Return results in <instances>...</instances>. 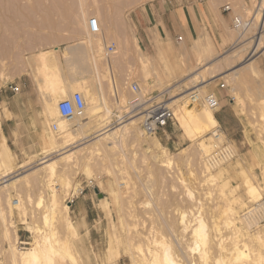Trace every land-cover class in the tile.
Returning <instances> with one entry per match:
<instances>
[{
    "label": "rangeland",
    "instance_id": "1",
    "mask_svg": "<svg viewBox=\"0 0 264 264\" xmlns=\"http://www.w3.org/2000/svg\"><path fill=\"white\" fill-rule=\"evenodd\" d=\"M258 1L238 4L236 0H0V92H8L7 84L18 85L22 80L34 85L35 66L31 65V74L26 59L34 56L38 45L57 46L84 37L96 49L94 63L100 82L94 79L89 84L102 96L99 117L110 112V128L118 126L119 117L126 120L131 115L125 108L134 98L131 83L139 86L144 100L149 98L153 103L166 105L169 98L194 91L200 80L191 78L200 74L206 81L205 94H215L219 99L218 108L212 110L216 121L218 114L228 120V131L218 123L219 134L222 132L225 137L221 143L229 144L233 151V158L215 159L211 164L215 163L216 168L209 164L211 168L206 170L203 156L189 140L192 125H183L176 116L153 136L141 131L140 119L136 123L137 139L124 134L115 145H111L113 141H104L108 137L88 125L78 132L70 147L62 150L56 143L63 133L58 117H53L49 126H38L31 120L27 130L36 135L37 141L27 153L22 149L19 154L17 142L11 145L1 131V120L11 121L2 104L0 142L5 141L3 135L13 159L8 169L0 171V183H14L0 188V264H16L13 261L18 250L33 248L44 236L55 239L57 252L37 264H153L151 254L160 255L165 247L177 264H202L197 252H189L195 241L192 232L199 221L205 225V246L210 252L207 264H214L219 250L223 251L221 257L223 253L226 257L224 261L243 264L230 260L237 243V248L242 247L246 254L240 259L242 262L255 256V264H264V26L259 32V15L254 17ZM227 4L232 11L224 13L222 8ZM182 6L193 19L196 32L188 38L177 32L172 41L163 44L158 23L151 20V25L146 24L148 10L161 14ZM235 16L244 22L253 20L257 27L252 26L244 34L235 30ZM92 17L99 23V32L91 33L88 26L80 32L83 21ZM142 28L152 30L154 47H146ZM256 34L261 35L262 41L259 39L251 58L253 70H238L248 59ZM244 41L239 47L240 55L232 57L230 50ZM110 44L115 45V52L107 58L104 51ZM239 64L236 70L232 69ZM48 69L59 71L55 64ZM27 71L31 76L25 74ZM34 74L42 79L38 72ZM220 83H224V89L219 88ZM75 92L81 93L79 87ZM11 95L9 91L8 97ZM204 98L198 107H205ZM56 123L58 133H53L51 125ZM13 136L19 137L17 133ZM153 137L161 144L163 155L158 151L159 155L154 157L155 150L143 143H150ZM205 143L214 144L211 139ZM74 149L78 150L70 158L64 156L67 150ZM216 150L212 148L211 153ZM46 155V160H56L54 186L61 180L70 186H66L55 204L49 200V175L41 164ZM2 173L8 175L2 178ZM244 178L257 186L261 200L250 201L243 191ZM79 188L84 190L83 195L69 205L70 196L77 195ZM18 197L24 204L21 212L10 205ZM64 202L69 206L66 214L62 211ZM256 205L259 210L245 214ZM59 218L63 221L58 225ZM67 221L76 236L68 232ZM151 250L155 253L149 256Z\"/></svg>",
    "mask_w": 264,
    "mask_h": 264
},
{
    "label": "bare ground",
    "instance_id": "2",
    "mask_svg": "<svg viewBox=\"0 0 264 264\" xmlns=\"http://www.w3.org/2000/svg\"><path fill=\"white\" fill-rule=\"evenodd\" d=\"M258 15H259L258 28H259V32H260V30H263V26H264V0H260V2L258 3V5L256 7V11H255L254 17L256 18ZM235 17H237V16H235ZM242 25H243V28H240V29H235L234 28V29L235 30H239V32H241V33H243V32L245 33L249 29H251V28L253 29V27H254L255 24L253 23V20H248V21H245V23H244V21H242ZM256 25H257V23H256ZM255 27H257V26H255ZM256 35H257V37L255 38L254 46H253V48H252L249 56H247L248 59L243 62L242 66L239 69H249V70H253L252 63L254 62V60H251V58H252V56L254 55V53H255V51L257 49L259 39L262 38V37H260L261 36L260 34H256ZM241 37L242 36L240 35L239 39ZM261 41H262V39H261ZM241 43H242L241 45L236 46L233 50L230 51L231 53H233L232 57H234V56L235 57H238L240 55L239 53H240V50L241 49L239 50V47H241L242 45H244L245 41L244 42H241ZM114 47H115V45H114ZM71 48H72V46H71ZM67 49L68 48H66V50ZM76 49L77 48H75L74 50H76ZM196 49L199 50L200 49L199 46H198V48L196 47ZM50 51L51 52H47L46 51L47 53H42L41 52V54H39V55H38V52H37V53L34 54V56H30L29 55L30 57H28L26 59L27 60V66L30 69V71L32 70V68H31L32 66L31 65L34 64V66H35L34 73L35 72H38V76L40 74L41 75V78H42V81L40 80V82H42L41 83L42 86L39 84L40 85L39 86V91H40L41 104H42L43 109H44V111L42 113V117H43V123H42V125H45V126H49L50 125L53 117H58L57 110H56V102L59 101L60 99H62L68 93V92H66V89L63 86L64 84L62 85V82L60 81L61 79H59V77H58V73H60V72L59 71L52 72L51 70L48 69L49 66H52L54 64L55 65H58L57 58L56 57H58V54H59L58 51H59V49H58V51H56L58 53L57 56H55V54L53 53L52 50H50ZM85 51H86V49H85ZM54 52H55V49H54ZM71 52H72V50H71ZM63 53H65V51ZM67 53L70 54V52L68 50H67ZM66 55L67 54L65 53L64 56H66ZM83 55L88 56L87 53L86 54H83ZM79 56H80V54H79ZM70 57L72 58V54H70ZM73 57L76 58L75 55ZM225 57H229V55L228 56L226 55ZM67 58H68V56H67ZM67 58H66V60H68ZM82 58L80 56V59H82ZM86 58H85V61L87 63L90 62V61H87ZM87 59H89V57ZM66 60H65L66 63H70V62H67ZM76 60L78 61V58H76ZM71 61H72V59H71ZM73 61H74V59H73ZM81 62H83V61L81 60ZM83 64H84V62H83ZM38 65H39L40 68H38ZM79 65H82V63L79 64ZM84 65H86V64H84ZM83 66H82V68H83ZM90 66H92V65H90ZM90 66L88 67V69L90 68ZM80 68H81V66H80ZM95 70H96V72H95ZM95 70L92 69V72L93 73L94 72L95 73H99V70L98 69H95ZM32 71H31V74H32ZM89 72H90V70H89ZM34 73H33V78L35 80L37 75L34 74ZM83 73H85V72H83ZM86 73H88V72H86ZM108 73H111V72H108ZM235 73L236 72H234V74H232L233 77L236 75ZM25 74L26 75H30L28 71L25 72ZM225 76L223 75V78ZM196 77H198L200 81H198V79H197L198 84L197 85L195 84L196 86H194V89H195L194 91H192L190 93H187V94L181 96L180 98H174V99H173V97L172 98H169L167 100L168 103L165 106L168 107V108H170V107L173 108L172 109L173 112H174V115L173 116H176V119L179 122H181L183 125H188V124H191L192 125L193 131L189 135V140H190L191 143H193L198 148L199 152L201 153L200 155L203 156L204 161L206 163V164L203 163L204 164L203 167H205V169L208 170V169L211 168V167L209 168V166H208L209 164L212 167H215V165H216L215 163L213 164L214 166L211 164L216 159L215 158L216 156H214V154L211 153L212 148H217V150L218 149H221V147H220L221 144H222L221 142L225 139V137H224L223 134H221L222 132H220V134H219V127L220 126H219L218 122L216 121L212 110L209 109L206 105H205L204 108L203 107L202 108L198 107L201 104V98H203V96L206 95L205 94L206 93V91H205V87H206L205 82L206 81L203 79V77L200 74H195L191 79L192 80H195ZM214 77H215V75L214 76H211L209 79H213ZM60 78H61V76H60ZM91 79H92V77H91ZM97 79L100 82L99 74H98L97 77H95V80H97ZM79 82H81V83H79V85H77V86L81 90V94H82V96L84 98V102H85L84 113H83V115L81 117L74 118V119H72L70 121H64V120H61V119L58 118L59 119L58 123H59V126H60V133H63V135L61 137V140L58 143H56V144L60 145L62 150H65L68 147H70L72 145V143H73L72 140H74L77 137L78 132L80 130H83L84 128H86L88 125H93V127L95 129L97 128L96 131L99 133V135H103L104 137L106 135L108 138H105L104 141L105 140L113 141V142H111V145L117 144L118 138L122 137V135H124V134L125 135L126 134L127 135L128 134H131V136L133 138H134V136H136L135 139H137L138 136L136 135V133H137L136 131H137L138 128H136V123H137V121H139L141 119L138 115H132L131 116L128 113L130 116L126 120H123V117H119L120 122L118 123V126L110 128L109 121H108L110 119V112L107 111V113L103 117H99L100 112H101L102 96L101 95L99 96L97 94V92L94 90L95 88H92L91 87V85L89 84V79H83L82 80V78H81V81H79ZM96 89H99L98 85H97V88ZM192 94H197L198 97L200 98L199 101L196 104H192L191 101H190L191 100L190 98H191V95ZM207 94H210V93H207ZM212 95L216 98V96L214 94H212ZM235 97H236V95H235ZM121 101H123V100H121ZM217 101H218V99H217ZM240 101L238 103H240ZM124 104H125V102H124ZM192 105H194V106H192ZM127 106H125V108L129 112V110H130L129 105H127ZM140 124H141V122H140ZM55 125H57V123ZM141 131H143L142 128H141ZM159 132H157V133H159ZM156 134H154V135H156ZM99 135H97L96 137H98ZM146 135L153 136L151 134H146ZM139 136H143V134L141 132H139ZM52 138H53V136H52ZM138 139H140V138H138ZM142 139H144V138H142ZM210 139L213 140V142H214L213 145H207L205 143L206 140L208 141ZM78 140H79V138H78ZM80 140H82V139H80ZM97 140H98V138H97ZM95 141H96V139H95ZM5 142L6 141H3L2 143H0V171L2 169L6 168V167H8L10 165H12L11 162H12L13 156L10 153V151H9L8 147L6 146ZM143 143H146L148 147L153 148V150H155V153L153 155L154 157H156L157 155H159L158 154L159 152L163 155L164 150H163V148H162V146L159 143V141H158L157 138H154L153 137V140L150 143L149 142H145V140H144ZM106 144L107 143H105V145ZM48 145H49L50 148H53V144L52 143H51V145L48 143ZM107 145H110V143H108ZM77 150L78 149H74V150H71L70 152H69V150H67L68 152H65L64 156L67 157V158H70L71 155H73ZM47 155H49V154H47ZM47 155H46V157H43L42 158L41 164L43 165L44 170L48 172L49 180L46 183L47 184L46 188L48 189V192H49L50 197H51V198H49V200L51 199L53 201V203H54L56 201V198H58V196L62 192H64V190L66 189V186L68 185V183L66 182V180H61L59 185L54 186V183L52 182V179L54 178L53 176L55 175L56 160H52V159L51 160H46V158L48 157ZM62 157L63 156H61V158ZM218 165H219V163H218ZM219 167H217V168H219ZM6 169H8V168H6ZM4 173H2L3 174L1 176L2 178H5L8 175V174H4ZM45 178H47V177H45ZM17 180H18V178H17ZM214 181L216 182V180H214ZM1 182L2 183H0V188L1 187H4L5 185H9V183L12 182V181L6 182V180H4V181H1ZM15 182H16V180H15ZM13 183H14V181L12 183H10V184L12 185ZM68 187H70V186L68 185ZM243 187H244L243 191H245V194L248 196V198L250 199V201H254L256 203L257 201L261 200V195H260L261 192H260V190L257 188V186H255L251 182L250 179L244 178ZM81 190H83V189H81V188L77 189V195H71L70 196V199L68 201V204L69 205H71L76 200V198L78 196H81V194H80ZM75 192H76V190H75ZM83 193H84V190H83ZM83 193H82V195H83ZM71 200H74V201L73 202H70ZM54 204H52L51 206L49 205L50 208H52V210L55 207ZM10 205L12 207H15L19 211L24 209V204H23L22 200L19 197L16 200H11L10 201ZM259 205H256L253 209L251 207V210H248V212L245 213V214H250L251 215V213H254V211L259 210ZM68 210H69V206L67 205L66 202H64L62 204V211H63V213L66 214L68 212ZM63 213H62V215L64 216ZM63 216H62V218H63ZM62 218H59L58 225H59V223H60L61 220L63 221ZM232 218H235V214H234V217H232ZM232 218H231V221L233 222L234 219H232ZM195 219H196V217H195ZM181 220L183 222V220H185V217L182 216L181 217ZM197 224H198L197 227L192 232L193 235L195 236V238H194L195 241H193L194 244H193V246H190L191 248L189 247L190 249L189 248L188 249H189V252L190 253L197 252V258L200 260V262L202 264H207L208 263L209 253L210 252L207 249L208 247L206 248V246H205V244H206V237H207L206 236V233H205V225L201 221L197 222ZM66 228H67L68 232L70 234H72L73 236H76L77 235L74 227L68 221L66 223ZM185 229H187V228H185ZM255 237H256V235H255ZM217 238H219V237H217ZM152 239H154V238H152ZM37 242H38V244L37 245L35 244L34 247L32 246L33 248H31V249H20V250H18V254H17L18 257L13 262L17 261L16 264H37V262H39L41 260H44V259H47V258H50L51 259V256L54 255L57 252L55 239H52L51 240V238H49L47 236H44L43 240L40 239V241L38 240ZM238 244L239 243H237V246H238ZM244 245H242L243 248H244ZM237 246L236 247L234 246L236 249L233 248L234 251L232 250L233 253H231V255H230V257H231L230 260H232V258H233L234 261H237L238 260V261H240L243 264H255L257 262V259H256L255 256H253L252 259L250 258L249 261H243L242 262L240 259H242L243 257H245L246 254L242 250V247L240 249V248H237ZM160 251H161V249H160ZM153 252L151 250L150 253H149V256ZM218 252H219V255L214 258V264H237L235 262L229 263L226 260L224 261V259L226 258V257L224 258V256H223L224 253H223L222 257H221V254H220V252H223V251L222 250H219ZM159 253L160 252H158V255H159ZM192 254H194V253H192ZM158 255H157V253L151 254V259L152 260L150 259V257L148 255L147 256L153 262V264H177L175 262V260L172 259L171 255H170V252H169L168 248H166V247L165 248H162L161 254L159 256ZM143 257H144L143 260H145V256H143Z\"/></svg>",
    "mask_w": 264,
    "mask_h": 264
},
{
    "label": "crops",
    "instance_id": "3",
    "mask_svg": "<svg viewBox=\"0 0 264 264\" xmlns=\"http://www.w3.org/2000/svg\"><path fill=\"white\" fill-rule=\"evenodd\" d=\"M241 1L246 3V0H236L238 4L241 3ZM148 11L149 13H147V16H146L147 18L146 24L148 23V25L149 24L151 25L152 23L151 20H154L158 23L157 31L160 35V39L164 40L163 44H165L166 41L168 40L172 41L171 39H172L173 34L177 32H181L183 36H185L186 38H188L189 36L193 37V34L196 32V28L195 26H193V19L189 15L188 10H186V8H184L183 6L175 8L173 12L168 10L167 12L163 11L161 14L159 12L155 13V11L153 10L152 11L148 10ZM151 14H152V19H151ZM229 17H230V13H229ZM87 26H88V19L83 21V25H82V28H80V32H83V30H85ZM150 31H152L150 30V28H142V32H143L142 36H143V40L145 41L146 47H154L155 45L153 43L154 40L151 39ZM181 47L184 49L186 47V44L183 43ZM235 47L236 45L231 50H233ZM66 48H68L67 50L70 52V54H72V58L70 57V54L67 53ZM73 48L74 49L77 48V49L74 50ZM54 49H55V52H54ZM50 50L53 51L55 56H57V54L59 53L58 57H56L59 72H60L58 73V77L59 79H61L60 81L62 82V85L64 84L63 86L66 89V92H68V94L71 95V93H73L77 89L78 87L77 85L81 83L79 82L81 81V78L82 80L89 79V82L92 84L95 77L98 76L99 73H95L96 70H95V63H94L96 49L84 37L74 38V39L69 40V42H67L66 44L57 45V46L55 44H45V43L40 44L38 45L37 52L39 55L41 54V52L42 53L51 52ZM56 51H58V53ZM64 51L67 54L66 56H64L65 55V53H63ZM86 53L88 54V56L83 55ZM79 54L81 58L83 57L82 59H80ZM74 55L76 56V58H78V61L76 60L75 57H73ZM86 57L87 58L89 57V59H87ZM66 58L68 60H66ZM85 58L87 61H90V62L87 63L85 61ZM65 60L70 63H66ZM81 60L86 65H84L83 62H81ZM81 63L82 65H79ZM241 64L237 65L236 67L232 69L236 70V68H238ZM89 66L90 68L88 69ZM38 68H40L39 65H38ZM91 68L95 70L94 73L92 72ZM40 80L42 81V79H39L36 76L34 85H32L28 80L19 81L18 86L20 87V92L18 94H13L10 97H8L9 91L0 92V105L3 104L5 110L11 116V121L1 120L2 121L1 131L3 135H5L7 142H9L11 145L17 142L16 145H17L19 154H21L22 149L25 153H27L29 150V147H31V145L37 141L36 135L32 131L27 130V127L31 124V120L34 119L35 124L38 126L42 125L43 123L42 113L44 109L41 104L40 91H39V86L40 85L42 86L41 84L42 82H40ZM216 98L218 99L217 96ZM218 102H219V99H218ZM3 114H4L3 108L0 106V116H2ZM217 121L220 125L224 127L225 131H228V128L225 127L226 124L228 125V120L225 115L218 114ZM14 133L18 134L19 136L18 139H15V137L13 136ZM3 135L2 137L6 141Z\"/></svg>",
    "mask_w": 264,
    "mask_h": 264
},
{
    "label": "built area",
    "instance_id": "4",
    "mask_svg": "<svg viewBox=\"0 0 264 264\" xmlns=\"http://www.w3.org/2000/svg\"><path fill=\"white\" fill-rule=\"evenodd\" d=\"M224 13L231 12L230 5H225L222 8ZM245 23V22H244ZM99 27V23L96 18H90L88 20V28L91 33L97 34ZM233 27L235 29L243 28L242 20L239 17H234L233 19ZM180 40V39H179ZM115 52V47L113 44L105 47L104 56L109 57L113 55ZM6 88L13 94H18L20 92V87L18 85H13L9 83L6 85ZM220 89H224V83L219 84ZM130 91L134 95V98L129 101V112L132 115H138L141 118V128L145 134L154 135L162 129H165L169 123H171L174 119L172 109L165 106L163 103H153V99L149 100L146 98L144 100L141 95V91L139 86L136 83L130 84ZM191 103L196 104L199 101V97L197 94L191 95ZM206 106L211 110H216L218 108V101L212 94H206L204 98ZM85 102L81 93L75 92L67 98L59 101L56 105V110L58 114V118L64 121H70L74 118L81 117L84 113ZM128 117V114L125 115ZM52 132H58V126L53 124L51 126ZM221 149L216 150L214 156H216V160L226 161L229 158H233V152L229 144L223 143L221 144ZM83 190H81L80 194L82 195ZM71 200L70 202H73Z\"/></svg>",
    "mask_w": 264,
    "mask_h": 264
},
{
    "label": "water",
    "instance_id": "5",
    "mask_svg": "<svg viewBox=\"0 0 264 264\" xmlns=\"http://www.w3.org/2000/svg\"><path fill=\"white\" fill-rule=\"evenodd\" d=\"M96 194H97V197L98 198H102V195L101 194H99L98 192H95Z\"/></svg>",
    "mask_w": 264,
    "mask_h": 264
}]
</instances>
